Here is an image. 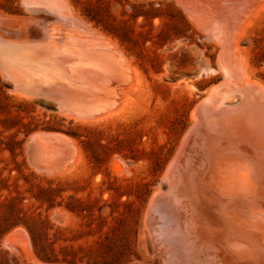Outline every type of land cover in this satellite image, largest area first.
Segmentation results:
<instances>
[{"label":"rangeland","instance_id":"obj_1","mask_svg":"<svg viewBox=\"0 0 264 264\" xmlns=\"http://www.w3.org/2000/svg\"><path fill=\"white\" fill-rule=\"evenodd\" d=\"M62 1L0 0V264L179 261L150 232L149 205L160 183L166 187L195 107L227 84L229 40L247 78L264 86V0ZM54 43L62 44L60 68H42L40 81H28L38 79L31 67L5 50ZM97 53L115 72L98 67L103 89L91 92L83 55ZM234 94L232 103L241 92ZM36 134L60 139L71 154L36 143ZM216 237L198 245L230 240ZM251 243L237 245L248 251ZM200 259L192 263L220 264Z\"/></svg>","mask_w":264,"mask_h":264},{"label":"bare ground","instance_id":"obj_2","mask_svg":"<svg viewBox=\"0 0 264 264\" xmlns=\"http://www.w3.org/2000/svg\"><path fill=\"white\" fill-rule=\"evenodd\" d=\"M75 27V24H71L63 35L68 38ZM101 35H95V41L104 43L108 49L115 51V47ZM231 44L232 41L229 40L222 62L227 84L220 89L221 93L211 94L195 107V122L186 132L166 170V187L162 188L160 183L147 212L146 223L154 239L165 247L172 248L176 257L180 258L176 262L169 259L171 264H193L194 258H216L222 264L227 253L236 255L244 263L264 264V86L247 78L244 65L231 51ZM50 45L19 44L6 47L5 50L13 61L31 67L38 79L27 76L28 81H40L42 75H45L41 73L42 68L47 67L49 70L59 66L62 44ZM53 46L59 51H55ZM107 52L110 54L108 50ZM98 55L99 58L96 59L83 55L85 60H89L87 64L90 73L92 71L93 81L87 82L91 92L103 89L95 85L98 75L103 73L98 67L103 70L105 67L109 73L115 72L116 63L105 54ZM121 67L118 66V69ZM45 78L48 79L46 76ZM235 90L241 92V95L232 103L229 99L236 97ZM80 100L81 98L78 101ZM35 142L51 143L54 147L63 149L60 153L71 154V149L64 142L50 134H36ZM53 151L50 152L53 154L55 150ZM58 151L59 149L56 153ZM218 235L227 236L232 241L229 244V241L224 243L225 239L224 242L213 241L204 248L198 245L201 238H217ZM246 238L252 241L248 251L239 249L237 245ZM23 253L31 256L30 250L24 246Z\"/></svg>","mask_w":264,"mask_h":264},{"label":"water","instance_id":"obj_3","mask_svg":"<svg viewBox=\"0 0 264 264\" xmlns=\"http://www.w3.org/2000/svg\"><path fill=\"white\" fill-rule=\"evenodd\" d=\"M222 260V264H248L246 262L244 263V261H241L236 255L233 256V254L231 255L229 253H227Z\"/></svg>","mask_w":264,"mask_h":264}]
</instances>
